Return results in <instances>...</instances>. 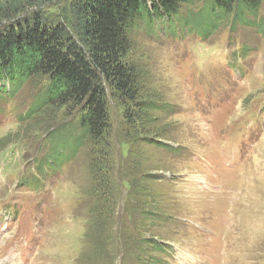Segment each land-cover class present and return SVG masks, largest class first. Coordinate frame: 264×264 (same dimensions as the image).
<instances>
[{"label": "rangeland", "instance_id": "rangeland-1", "mask_svg": "<svg viewBox=\"0 0 264 264\" xmlns=\"http://www.w3.org/2000/svg\"><path fill=\"white\" fill-rule=\"evenodd\" d=\"M35 1L0 8L27 6L21 20ZM39 2L60 14L71 0ZM203 8L133 34L143 84L168 107L139 131L110 94L116 164L102 233L91 144L74 156L75 135L59 129L75 118L40 111L44 79L2 85L0 264H264V1L258 13Z\"/></svg>", "mask_w": 264, "mask_h": 264}, {"label": "trees", "instance_id": "trees-1", "mask_svg": "<svg viewBox=\"0 0 264 264\" xmlns=\"http://www.w3.org/2000/svg\"><path fill=\"white\" fill-rule=\"evenodd\" d=\"M39 1L27 3L35 4L36 9L21 20L19 15L27 6L17 10L16 4L9 2L0 8V88L7 83L6 89L13 93L32 78L44 79L40 111L49 110L52 120L54 110L64 107L65 116L75 118L59 129L75 135L74 156L85 142L91 144L96 205L101 209L96 232L102 233L105 198L109 191L113 193L110 177L116 164L110 94L121 102L126 119L139 131L146 127L144 119L149 120L153 110L167 111L168 107L167 102L159 105L164 100L151 95L143 84L144 73L132 57L133 34L141 30L148 33L157 25L174 26L184 5L194 1H203L204 8L210 6L212 12L243 7L258 13L264 0H71L60 14L40 11ZM144 140L159 149L173 148L160 137ZM139 168L137 164L136 174ZM153 241L155 249L162 250L163 245Z\"/></svg>", "mask_w": 264, "mask_h": 264}]
</instances>
